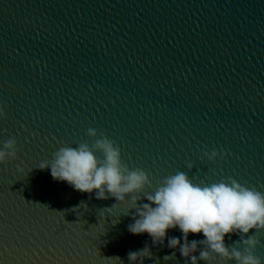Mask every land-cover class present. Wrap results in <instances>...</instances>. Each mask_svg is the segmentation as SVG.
<instances>
[{
	"label": "water",
	"instance_id": "95a60500",
	"mask_svg": "<svg viewBox=\"0 0 264 264\" xmlns=\"http://www.w3.org/2000/svg\"><path fill=\"white\" fill-rule=\"evenodd\" d=\"M0 104V148L13 136L20 148L0 164V264H132L145 246L142 264H184L167 241L128 230V205L38 166L91 145L96 128L154 184L184 171L264 192V0H0ZM213 148L228 157L209 161ZM255 235L264 264V230Z\"/></svg>",
	"mask_w": 264,
	"mask_h": 264
},
{
	"label": "clouds",
	"instance_id": "9594fccd",
	"mask_svg": "<svg viewBox=\"0 0 264 264\" xmlns=\"http://www.w3.org/2000/svg\"><path fill=\"white\" fill-rule=\"evenodd\" d=\"M6 116V108L0 104V117ZM87 134L99 138L91 145L87 142L64 145L38 168H50L55 180L67 181L83 193H95L96 199L114 198L116 203L110 208L128 205L124 215H131L133 220L128 230L135 235L147 233L152 245L157 247L165 246L167 241L166 247L178 250L184 264H201V261L212 264L217 258L235 264H261L255 233L264 230V192L232 176L210 184L196 183L184 171L170 174L157 185L146 170L133 169L124 162L121 148L107 134L96 128L87 129ZM19 151L15 136L6 139L0 148V164L19 160ZM228 155L227 149L203 152L212 162ZM187 167L195 168L194 162L188 161ZM145 199L147 202L142 203ZM173 229H178L182 238L169 236V230ZM190 234H203L204 238L189 240ZM233 235L239 239L227 243L226 239L232 240ZM152 256L150 246L128 253L132 264L137 261L142 264L145 257ZM175 258V251L163 257L165 261Z\"/></svg>",
	"mask_w": 264,
	"mask_h": 264
}]
</instances>
